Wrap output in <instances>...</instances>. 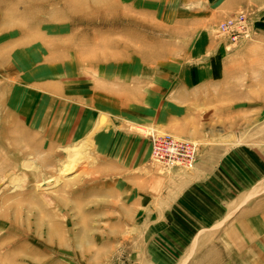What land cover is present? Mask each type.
<instances>
[{
	"label": "rangeland",
	"instance_id": "1",
	"mask_svg": "<svg viewBox=\"0 0 264 264\" xmlns=\"http://www.w3.org/2000/svg\"><path fill=\"white\" fill-rule=\"evenodd\" d=\"M260 11L0 0V264H264ZM240 13L238 37L218 30ZM163 136L193 155L173 221L156 202L185 168L148 157L152 198L135 210L104 176L122 141L150 154Z\"/></svg>",
	"mask_w": 264,
	"mask_h": 264
},
{
	"label": "crops",
	"instance_id": "2",
	"mask_svg": "<svg viewBox=\"0 0 264 264\" xmlns=\"http://www.w3.org/2000/svg\"><path fill=\"white\" fill-rule=\"evenodd\" d=\"M229 1H233V6L244 7L250 12H254L255 15L261 12L262 10L260 11V9L264 7V0ZM229 89L232 90L230 87ZM118 146L119 145L115 147L118 148ZM120 146L122 147V153L119 157L120 162L118 166H120V164L121 166L116 168L114 175L108 176L107 173H105L104 176L105 178L113 177L110 179L111 183L108 187L114 190L113 194L116 195L114 203L130 206L131 210H135V206L150 203L149 199L152 198L150 183L153 181L154 172L152 171L154 169H152L148 163L149 150L146 142L141 152L136 150L134 147L135 142L133 141H122ZM100 173L102 172L100 171ZM111 174H113V172H111ZM173 175L174 177H170L172 180L169 183V185H171L170 188L172 187L168 193L170 197L169 200L162 199L156 202L161 208V211H158L159 215L154 217L156 220H175L178 214H174L173 205H179L177 202L179 195L185 193L187 189L193 185L191 184L193 181L191 178L194 177V174H192L191 171L187 174H183L179 170H176ZM162 211L163 213L160 214ZM130 218L131 216H128L126 220ZM118 219L125 218L119 217Z\"/></svg>",
	"mask_w": 264,
	"mask_h": 264
},
{
	"label": "built area",
	"instance_id": "3",
	"mask_svg": "<svg viewBox=\"0 0 264 264\" xmlns=\"http://www.w3.org/2000/svg\"><path fill=\"white\" fill-rule=\"evenodd\" d=\"M243 18L244 16L241 13L233 18L230 17L219 24L218 30L220 29L225 32L230 30L232 38H236L244 30L242 28ZM166 136H163L161 139L153 138L154 142L151 145L152 148L149 154L150 160L152 162L164 163L167 166L178 165L189 170L193 164V155L187 151V149L189 150L188 144L184 143L185 145H181L178 144L177 140H166ZM190 144L193 145L192 143Z\"/></svg>",
	"mask_w": 264,
	"mask_h": 264
},
{
	"label": "bare ground",
	"instance_id": "4",
	"mask_svg": "<svg viewBox=\"0 0 264 264\" xmlns=\"http://www.w3.org/2000/svg\"><path fill=\"white\" fill-rule=\"evenodd\" d=\"M12 133V132H11ZM68 166V165H67ZM69 168V167H68ZM189 171V170H188Z\"/></svg>",
	"mask_w": 264,
	"mask_h": 264
}]
</instances>
